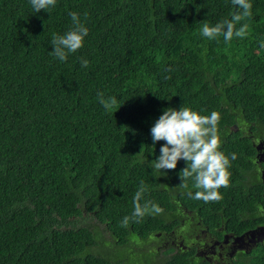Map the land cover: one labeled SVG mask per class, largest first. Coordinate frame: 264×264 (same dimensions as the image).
Wrapping results in <instances>:
<instances>
[{
	"label": "trees",
	"instance_id": "1",
	"mask_svg": "<svg viewBox=\"0 0 264 264\" xmlns=\"http://www.w3.org/2000/svg\"><path fill=\"white\" fill-rule=\"evenodd\" d=\"M250 2L236 25H248L245 37L226 42L200 33L239 11L231 0H57L39 13L0 0V264H124L127 251L133 264H211L162 236L253 228L260 189L246 175L264 143V0ZM70 12L89 34L61 62L51 40L72 27ZM98 93L117 105L105 109ZM182 106L218 112L220 150L237 156L219 201L190 198L191 179L180 187L186 161L164 175L152 167L165 142L153 145L151 127ZM141 181L144 201L164 211L121 227ZM247 258L234 264H264V246Z\"/></svg>",
	"mask_w": 264,
	"mask_h": 264
},
{
	"label": "clouds",
	"instance_id": "2",
	"mask_svg": "<svg viewBox=\"0 0 264 264\" xmlns=\"http://www.w3.org/2000/svg\"><path fill=\"white\" fill-rule=\"evenodd\" d=\"M56 2L57 0H30L36 13L54 7ZM231 3L239 11L233 13L231 19H224L214 26H210L207 22L203 23L200 35L209 40L222 35L226 42L234 37H245L248 25L245 23L239 28L236 25L252 16V4L250 0H231ZM69 16L72 27L63 35L53 34L51 40L53 51L50 54L61 62H65L70 53L81 49L89 34L88 28L81 22L78 13L70 12ZM261 47H264V43ZM88 64L87 59H81L82 67L87 68ZM171 70V68L168 69L169 72ZM98 97L105 109L117 105L115 97H109L106 100L103 93H98ZM220 118V114L216 111L210 115H201L190 107L182 106L179 110L168 108L163 111L150 130L153 145L159 141L165 142L160 147L159 157L151 162L152 167L164 175L165 173L161 170H175L180 160L186 161L187 166L179 174L182 180L180 187L187 188V181L193 180V187L197 191L194 195L189 192L188 196L195 200H203L205 203L222 199L219 189L229 186L231 161L237 159L235 153H232L229 158L220 150L222 143L218 130ZM146 191L147 187L141 181L133 197L132 216H125L121 221V227L127 228L130 220L139 222L146 215L163 213L164 209L157 203L150 200L144 201Z\"/></svg>",
	"mask_w": 264,
	"mask_h": 264
},
{
	"label": "flooded vegetation",
	"instance_id": "3",
	"mask_svg": "<svg viewBox=\"0 0 264 264\" xmlns=\"http://www.w3.org/2000/svg\"><path fill=\"white\" fill-rule=\"evenodd\" d=\"M259 143H262V145H259ZM253 147L256 168L251 169L246 178L250 190L260 189L259 199H261L258 206L247 210L248 213L257 214V217L252 218L256 219L253 222V228H248L240 234L221 232L223 231L222 227L216 228L215 233H210L201 228L197 231L200 236H196V232L188 237L190 241H186L185 232H181L178 243L172 231L162 236L164 246L174 247L175 250L182 249L184 252L194 249L196 258L212 264H234L238 260L247 262L248 254L257 249L258 246H264V231L261 234L262 236L252 233L253 230L264 227V143L257 140ZM184 241H186V244H184Z\"/></svg>",
	"mask_w": 264,
	"mask_h": 264
},
{
	"label": "rangeland",
	"instance_id": "4",
	"mask_svg": "<svg viewBox=\"0 0 264 264\" xmlns=\"http://www.w3.org/2000/svg\"><path fill=\"white\" fill-rule=\"evenodd\" d=\"M98 226V225H97ZM186 228L184 227L181 232H185ZM181 232H178V234H173L177 243L180 241L179 236L182 234ZM200 236V233L197 232L196 236ZM106 240H107V247L116 255L119 252V248L115 246V243L111 240V238L106 235ZM110 240V241H108ZM191 243V242H190ZM184 244H186V241H184ZM164 246V244H162ZM168 247V246H167ZM128 248H132V244L128 246ZM174 248V247H173ZM96 249V248H95ZM133 249V248H132ZM97 250H100L101 252L104 253V255L108 254V249L107 248H97ZM166 250V248H165ZM175 250V248H174ZM122 258H120L118 261H122L124 264H133L135 262V256H134V251H127L125 255L119 254ZM118 255L115 256L117 258ZM152 264H156V262H153Z\"/></svg>",
	"mask_w": 264,
	"mask_h": 264
},
{
	"label": "water",
	"instance_id": "5",
	"mask_svg": "<svg viewBox=\"0 0 264 264\" xmlns=\"http://www.w3.org/2000/svg\"><path fill=\"white\" fill-rule=\"evenodd\" d=\"M259 145H262V143H259ZM263 231H264V227H261L260 229L257 228L253 230L252 233L259 234L260 236H262L261 234L263 233Z\"/></svg>",
	"mask_w": 264,
	"mask_h": 264
}]
</instances>
